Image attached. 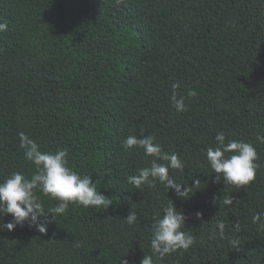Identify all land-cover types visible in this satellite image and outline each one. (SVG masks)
<instances>
[{"label": "trees", "instance_id": "16d2710c", "mask_svg": "<svg viewBox=\"0 0 264 264\" xmlns=\"http://www.w3.org/2000/svg\"><path fill=\"white\" fill-rule=\"evenodd\" d=\"M0 23V181L34 171L19 146L25 132L42 151L67 147L69 166L112 201L70 204L47 233L27 223L0 231V264H140L170 199L195 242L157 264H264V231L252 222L264 212V144L255 139L264 135V0H0ZM175 82L187 111L173 107ZM219 131L257 144L251 184L215 181L206 149ZM149 134L179 154L184 170L170 176L189 186L188 198L158 180L143 191L128 183L154 157L122 141ZM37 194L46 209L58 203Z\"/></svg>", "mask_w": 264, "mask_h": 264}, {"label": "clouds", "instance_id": "9594fccd", "mask_svg": "<svg viewBox=\"0 0 264 264\" xmlns=\"http://www.w3.org/2000/svg\"><path fill=\"white\" fill-rule=\"evenodd\" d=\"M7 23H0V32L7 31ZM171 96L173 107L177 112L187 111L186 97L177 95L179 82L172 84ZM197 91L189 89L187 97H196ZM20 148L24 150L26 161L34 165V171L27 176L22 171H15L0 181V216L11 214L12 219L7 223H0V231L14 230L17 226L37 229L40 233H47L48 225L56 221V217L64 214L70 204H79L85 208L94 207L108 209L112 201L98 189L97 181L93 182L91 175H81L69 166L67 147H58L53 151H42L41 145L25 132L19 133ZM256 141L264 144V135L257 133ZM216 144L206 149L207 161L215 173V181L223 179L226 185L239 189L251 184L261 165L257 144L242 139H230L223 131L217 132ZM125 151L134 147L143 149L144 154L154 157L150 166L137 170V174L127 177L128 183L136 189L143 191L142 186H154L158 180L167 189L175 190L177 196L188 198L190 188L182 182H177L170 176L171 170H184V163L178 153L166 152L163 146L156 142L154 135L137 137L130 135L122 141ZM200 181L196 180L195 185ZM43 197L57 201L55 206L45 208ZM216 202L214 198V203ZM224 205H232L233 197L229 196L221 201ZM197 219H202L203 213L196 212ZM129 225L137 221V213L130 211L124 217ZM188 217L178 209L175 203L170 202L163 207V215L156 218L152 225L150 240L151 254H147L140 264H157V261L178 250H188L194 244L192 233L184 231ZM259 231H264V212H257L252 217ZM218 235L224 236L225 224L217 222ZM237 230L239 224H236ZM217 232L213 231L211 238L215 239ZM234 246L239 245L238 240H233ZM155 258V259H154ZM121 264H128L122 260Z\"/></svg>", "mask_w": 264, "mask_h": 264}]
</instances>
